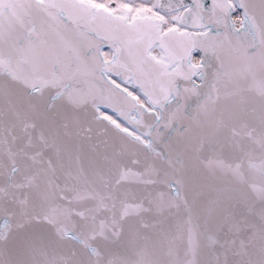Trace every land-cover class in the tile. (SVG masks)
I'll use <instances>...</instances> for the list:
<instances>
[{
	"label": "snow or ice",
	"instance_id": "obj_1",
	"mask_svg": "<svg viewBox=\"0 0 264 264\" xmlns=\"http://www.w3.org/2000/svg\"><path fill=\"white\" fill-rule=\"evenodd\" d=\"M0 264H264V0H0Z\"/></svg>",
	"mask_w": 264,
	"mask_h": 264
}]
</instances>
